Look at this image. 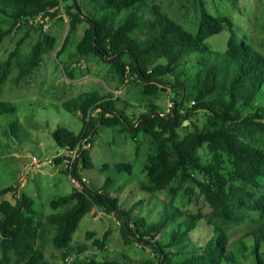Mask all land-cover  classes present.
<instances>
[{
	"label": "trees",
	"instance_id": "obj_1",
	"mask_svg": "<svg viewBox=\"0 0 264 264\" xmlns=\"http://www.w3.org/2000/svg\"><path fill=\"white\" fill-rule=\"evenodd\" d=\"M76 1L0 0V16L13 21L6 31L0 28V43L14 29L15 35L22 33L8 56L0 60V93L11 74L15 84L23 83L41 65L43 56L53 51L57 38L44 26L66 14L69 30L57 58L65 53L78 27L85 24L83 37L74 46L77 52L99 57L110 65L113 82L120 86L133 81L149 99L135 119L127 115L129 104L121 103L117 90L105 94L90 91L63 103L66 110L80 112L83 126L79 133L66 127L53 132L62 150L54 162L65 165V159L76 152L74 164L62 171L76 177L82 187L51 199L48 204L53 212L42 218L36 200L20 193L18 185L0 189V196H13L0 201V264H65L67 258H71L70 264H115L97 259V252L106 249L110 227L101 238L94 239L90 231L89 243L72 244L81 220L94 210L116 216L126 245L138 243L154 250V256L144 264L232 263V244L252 237L259 247L264 243V190L260 193L264 177V103L260 102L264 98V54L244 40L239 42L230 18L211 14L204 0H183L184 5L191 3L197 9L196 32L169 15L172 0L170 4L167 0ZM40 17L46 19L44 23L38 22ZM226 27L231 31L226 50L207 46V39ZM35 30L40 36L23 55L22 46ZM192 57L195 60L188 66L186 60ZM170 89L178 97L164 114L155 101ZM200 111L205 113L203 127L192 122L193 130L181 136L180 127ZM16 112L14 104L0 101V116ZM98 124L120 127L134 138L141 133L150 141L151 151L144 163L147 180L139 187L151 195L164 190L170 195L157 221L133 217L142 200L129 210L123 208L120 198L109 191L111 178L101 188L90 187L81 178L79 168L95 167L91 146ZM19 130V121L14 120L6 133L18 137ZM116 167L119 172L131 173L133 169L126 162ZM186 182L196 185L186 187L188 196L197 189L210 207L208 213L183 210L175 203ZM203 221L213 234L204 243L195 244L191 234ZM247 221L249 229L241 239L232 241L230 230ZM257 259V264H264Z\"/></svg>",
	"mask_w": 264,
	"mask_h": 264
},
{
	"label": "rangeland",
	"instance_id": "obj_2",
	"mask_svg": "<svg viewBox=\"0 0 264 264\" xmlns=\"http://www.w3.org/2000/svg\"><path fill=\"white\" fill-rule=\"evenodd\" d=\"M168 4H170L169 0ZM183 0H172V5L166 7L169 15L191 32H196L199 24V14L191 3L184 5ZM209 12L215 16H227L233 22L237 39L244 40L253 48L264 54V0H204ZM42 22V19H38ZM13 21L0 16V28L3 31L11 28ZM85 24L74 32L71 43L65 53L57 58L69 30V20L66 14L62 20H51L44 30L52 33L56 38L53 51L43 56L41 65L33 74L19 85L14 83V73L5 82L0 93V101L10 102L17 108L15 114L0 116V189L18 185L19 192L31 195L36 199L39 217L52 213L49 201L58 196L67 194L77 183L73 178L66 176L62 169L65 165L56 164V158L62 150L57 145L53 132L59 127H66L79 133L83 126L80 112H72L63 107L66 100L76 98L83 93L97 91L99 93H114L117 90L122 104L128 102L126 113L135 119L137 113L143 111L148 97L140 94L139 86L131 81L121 83L111 80V67L93 54L81 55L75 49L76 43L83 37ZM0 31V35H1ZM16 29L5 36L0 43V60L6 58L15 46ZM40 36V31L32 32L31 37L22 46V54H27L31 46ZM231 31L226 27L221 33L213 35L206 41L207 46L214 50L225 51ZM195 58H188L189 66ZM178 97L176 91L170 89L163 92L160 100H156L160 111L169 113ZM154 99V98H153ZM260 102L264 103V98ZM135 114V115H134ZM18 120L20 130L18 137L6 133L12 121ZM194 122L202 128L205 123V113L198 112L192 120H186L179 132L181 136L192 131ZM99 126V124H98ZM97 126V127H98ZM89 147L91 144L88 145ZM138 146L140 150L137 151ZM93 169L79 168L81 178L88 186L101 188L109 177L113 180L110 186L111 194L120 198V205L129 210L131 206L142 200L143 204L136 207L133 217L143 216L149 222L160 218L163 207L169 203L170 195L167 191H160L151 195L140 189V184L147 180L144 163L150 150V141L143 134L131 137L123 133L120 127L99 126L98 133L92 143ZM139 152V155H136ZM204 154L206 150H203ZM121 162L132 164V172H119L117 165ZM108 165L105 169L104 166ZM229 165V163H227ZM67 168V167H66ZM264 190V177L261 179ZM196 185L186 182L180 191L175 203L183 210L208 213V203L198 195L196 189L192 197L186 193V187ZM12 194L0 196L3 199H12ZM198 229L191 234L195 244L207 241L213 234L212 227L206 222H201ZM112 229V234L107 240L104 251L97 252L99 261H110L115 264H144L154 256L150 246H141L138 243L126 245L120 233V225L114 215L94 210L86 215L80 222L73 235L74 246L87 241L88 232L94 233L95 238H101L104 231ZM250 227L249 222H244L230 230V239L237 241L243 237ZM248 228V229H247ZM92 241V240H91ZM89 243V242H88ZM96 250V248H93ZM49 253L53 249L49 247ZM229 252L234 257V262L222 264H257V257L264 263V243L256 246L252 237L243 238L241 243L230 246Z\"/></svg>",
	"mask_w": 264,
	"mask_h": 264
},
{
	"label": "built area",
	"instance_id": "obj_3",
	"mask_svg": "<svg viewBox=\"0 0 264 264\" xmlns=\"http://www.w3.org/2000/svg\"><path fill=\"white\" fill-rule=\"evenodd\" d=\"M39 19H42V22L41 23H44L46 19H43L42 17H40ZM45 28H47V24H45L44 26ZM75 158H76V152H74V154L72 155V157H68L65 159V166L70 168L73 164H74V161H75ZM70 178H73V181L74 183H77L78 185L75 186L74 188H81L82 187V184L81 182L76 178L74 177L73 175L69 174L68 175ZM71 263V258H67V261L65 264H70Z\"/></svg>",
	"mask_w": 264,
	"mask_h": 264
},
{
	"label": "water",
	"instance_id": "obj_4",
	"mask_svg": "<svg viewBox=\"0 0 264 264\" xmlns=\"http://www.w3.org/2000/svg\"><path fill=\"white\" fill-rule=\"evenodd\" d=\"M74 3H75V4H77V1H76V0H74ZM76 6H77V5H76ZM76 8H77V10H79V9H78V7H76ZM77 161H78V160H77Z\"/></svg>",
	"mask_w": 264,
	"mask_h": 264
},
{
	"label": "crops",
	"instance_id": "obj_5",
	"mask_svg": "<svg viewBox=\"0 0 264 264\" xmlns=\"http://www.w3.org/2000/svg\"><path fill=\"white\" fill-rule=\"evenodd\" d=\"M69 192H71V191H69ZM69 192H68V193H69ZM34 199H35V198H34ZM35 200H36V199H35Z\"/></svg>",
	"mask_w": 264,
	"mask_h": 264
}]
</instances>
